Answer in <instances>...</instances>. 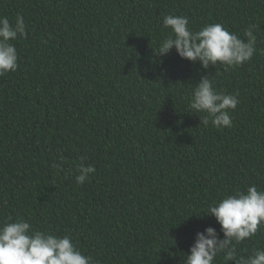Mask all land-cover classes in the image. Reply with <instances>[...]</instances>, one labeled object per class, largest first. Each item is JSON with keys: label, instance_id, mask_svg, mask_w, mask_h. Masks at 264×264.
I'll use <instances>...</instances> for the list:
<instances>
[{"label": "trees", "instance_id": "1", "mask_svg": "<svg viewBox=\"0 0 264 264\" xmlns=\"http://www.w3.org/2000/svg\"><path fill=\"white\" fill-rule=\"evenodd\" d=\"M18 14V68L0 76V222L70 235L95 264H183L197 232L220 231L202 215L213 200L264 190V54L226 71L155 53L170 14L242 39L255 24L264 49V0H0V16ZM204 75L238 96L231 128L188 108ZM81 157L96 171L77 185ZM254 248L264 228L237 255Z\"/></svg>", "mask_w": 264, "mask_h": 264}, {"label": "clouds", "instance_id": "2", "mask_svg": "<svg viewBox=\"0 0 264 264\" xmlns=\"http://www.w3.org/2000/svg\"><path fill=\"white\" fill-rule=\"evenodd\" d=\"M162 25L168 34L159 42L155 53L165 56L175 48L180 58L199 62L204 70L220 65L227 71L251 61L257 52L264 54V49L257 48L255 24L245 28L244 39L222 23H208L192 30L189 18L184 15H165ZM26 35L23 16L18 14L14 22L0 16V76L17 70L18 53L12 41ZM239 103L237 95L217 90L212 77L204 75L192 90L188 108L197 115L206 114L199 115L205 127L211 124L222 129L233 126L230 110H235ZM53 167L62 169V164ZM95 171L81 157L76 166V184H84ZM202 215L214 217L220 231L209 226L197 232L190 254H184L183 264H215L218 256L224 264H264V248L237 255V245L264 228V190L249 185L243 191L225 194L213 200ZM0 264H95V261L77 247L70 235L35 230L28 220L8 216L0 222Z\"/></svg>", "mask_w": 264, "mask_h": 264}]
</instances>
